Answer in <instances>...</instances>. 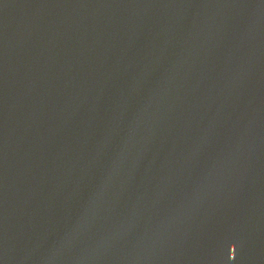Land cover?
I'll return each mask as SVG.
<instances>
[{"label": "water", "instance_id": "1", "mask_svg": "<svg viewBox=\"0 0 264 264\" xmlns=\"http://www.w3.org/2000/svg\"><path fill=\"white\" fill-rule=\"evenodd\" d=\"M0 264H264V0H0Z\"/></svg>", "mask_w": 264, "mask_h": 264}]
</instances>
